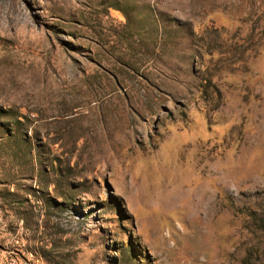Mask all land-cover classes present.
Masks as SVG:
<instances>
[{
	"label": "rangeland",
	"instance_id": "374dc122",
	"mask_svg": "<svg viewBox=\"0 0 264 264\" xmlns=\"http://www.w3.org/2000/svg\"><path fill=\"white\" fill-rule=\"evenodd\" d=\"M250 210L264 0H0V264H264Z\"/></svg>",
	"mask_w": 264,
	"mask_h": 264
},
{
	"label": "trees",
	"instance_id": "16d2710c",
	"mask_svg": "<svg viewBox=\"0 0 264 264\" xmlns=\"http://www.w3.org/2000/svg\"><path fill=\"white\" fill-rule=\"evenodd\" d=\"M250 222L254 225L255 229L264 234V215H258L257 211L250 210L247 212Z\"/></svg>",
	"mask_w": 264,
	"mask_h": 264
}]
</instances>
